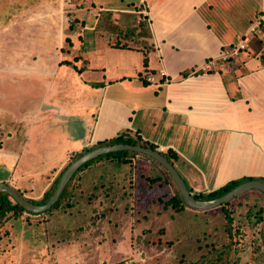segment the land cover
<instances>
[{
    "label": "crops",
    "instance_id": "1",
    "mask_svg": "<svg viewBox=\"0 0 264 264\" xmlns=\"http://www.w3.org/2000/svg\"><path fill=\"white\" fill-rule=\"evenodd\" d=\"M241 41L246 49L222 59ZM262 58L264 0H0V183L19 184L27 151L25 166L38 160L46 179L38 195L23 193L41 198L71 152L123 132L175 152L195 191L264 177ZM161 69L171 82L147 80L162 81ZM78 90L92 96L80 140L62 101ZM14 219L3 254L16 262Z\"/></svg>",
    "mask_w": 264,
    "mask_h": 264
},
{
    "label": "rangeland",
    "instance_id": "2",
    "mask_svg": "<svg viewBox=\"0 0 264 264\" xmlns=\"http://www.w3.org/2000/svg\"><path fill=\"white\" fill-rule=\"evenodd\" d=\"M77 46L72 41L65 43L73 54ZM64 100L78 114L80 140L86 130L82 118L92 102L91 92H68L62 96ZM21 154L14 172L19 184L12 186L21 193L29 188L31 195H38L46 179L42 166L35 167L39 164L33 159L32 168H27L28 152ZM56 154L63 155V150ZM132 157L125 164L117 156H106L81 171L74 180L71 207L32 217L35 223L30 228L14 219L13 237L21 239L22 254L16 262L10 260V255L3 254L7 242L2 240L0 264H186L205 256L214 242L220 246L230 239L237 240L240 264H248L252 241H261L263 236L264 212L258 211L264 207V194L259 189L247 190L225 206L233 222L221 205L176 211L169 204L174 191L161 166L146 155ZM27 172L30 174L23 177ZM157 176L163 179L152 182ZM229 225L231 234L226 231ZM54 258L59 262L53 263Z\"/></svg>",
    "mask_w": 264,
    "mask_h": 264
},
{
    "label": "trees",
    "instance_id": "3",
    "mask_svg": "<svg viewBox=\"0 0 264 264\" xmlns=\"http://www.w3.org/2000/svg\"><path fill=\"white\" fill-rule=\"evenodd\" d=\"M262 60L264 63V58H262ZM115 143L141 144L143 146H150L154 149L160 150L157 145L149 142L146 139H143L142 137L138 135L133 136L127 132L119 133L112 138L98 141L97 143H95L94 145L90 147L82 148L81 150H78L76 152H71L66 164L61 168V170L59 171L57 176L54 178V180L51 182L49 187L44 191L41 198L35 199V198H28L26 196L25 197L29 199L30 201L37 203V204L46 203L50 199L52 194L54 193L58 185V182L61 178V175L63 174V172L65 171V169L68 167L69 164H71L74 160H76L78 157H80L82 154H84L88 150H91L98 146L115 144ZM160 151L175 165V159L177 157L175 152L173 151L165 152L162 150ZM138 154L146 155L147 157H149L150 159H152L153 161H155L157 164L161 166L163 173L166 176V180L169 179V182L173 188L174 193L171 199L169 200V204L173 206V208L176 211H183L185 208H193L185 202L184 198L182 197L180 191L178 190L175 184V181L173 180L172 176L168 172L167 168L163 164H161L159 161H157L155 158L145 153L132 151V150L113 151V152L101 154L89 160L85 164H83L75 172V174L72 176L70 181L67 183L66 187L64 188L58 200L49 209L45 211H40V212L28 211L21 204H19L10 193H8L7 191L1 190L0 191V242L4 240L8 234L6 223L11 218H19L20 216L24 215L25 216L24 219L27 222H29L33 219L32 217L39 216L45 212H49L54 209H58L60 207H71L74 204V202L72 201V198H73L72 193H73V188H74V180L76 176L84 169L90 167L96 161L106 156H110V157L117 156L124 163H128L130 161V158L128 156L130 155L133 156V155H138ZM162 179L163 177L157 176L156 178H152L151 180L152 182H154V181H160ZM251 179H260L264 181V177L243 176L240 178L229 180L223 185L213 190H210V191H195L191 187L189 186L188 187L191 193H193L197 199L211 200V199L220 197L221 195L225 194L229 190L233 189L238 184L244 181H247V180H251ZM261 192L264 194L263 191ZM230 201L231 199L225 201L224 203L220 205L223 206L224 211L226 213V218L229 220V222H233L231 213L227 211L225 207ZM258 212L263 213L264 207L261 206ZM226 231L230 233L232 231V225H229L228 227H226ZM261 233L263 234L261 241H259L258 239L252 241V249L250 252V259L248 260V264H264V224L261 228ZM238 251H239V248H237V240L234 241L230 239V241L225 242L224 244H221L220 246H216V243L214 242L213 247L208 251V253L205 256L200 257L199 259L193 260L186 264H240V256L238 254Z\"/></svg>",
    "mask_w": 264,
    "mask_h": 264
},
{
    "label": "water",
    "instance_id": "4",
    "mask_svg": "<svg viewBox=\"0 0 264 264\" xmlns=\"http://www.w3.org/2000/svg\"><path fill=\"white\" fill-rule=\"evenodd\" d=\"M121 150H132L145 153L155 158L161 164H163L167 168L173 180L175 181V184L178 190L180 191L182 197L184 198L185 202L193 208H212L250 189H259L264 192V181L260 179H251L238 184L233 189L229 190L218 198L211 200L197 199L194 194L191 193L185 179L183 178L179 170L176 168V166L160 150L154 149L150 146H143L141 144L131 143H115L103 145L86 151L84 154H82L80 157H78L76 160H74L71 164L68 165V167L61 175V178L54 193L52 194L50 199L44 204H37L30 201L23 194H21L19 190H17L14 186L8 183H0V191L4 190L10 193L16 199V201L28 211H45L49 209L58 200L67 183L83 164L101 154Z\"/></svg>",
    "mask_w": 264,
    "mask_h": 264
},
{
    "label": "built area",
    "instance_id": "5",
    "mask_svg": "<svg viewBox=\"0 0 264 264\" xmlns=\"http://www.w3.org/2000/svg\"><path fill=\"white\" fill-rule=\"evenodd\" d=\"M145 0H141V2L143 3ZM246 49V44L244 41H241L240 43H238L235 46H232L229 50H227V52L222 56V59L227 60L229 57L232 56H237L240 54V52L242 50ZM210 63H214V61H211ZM206 69V68H204ZM160 76L162 78V81H156L154 74L150 73L146 76L147 80L150 82H156L157 84H166L171 82L170 77L168 76L167 72L164 69H161L159 71Z\"/></svg>",
    "mask_w": 264,
    "mask_h": 264
}]
</instances>
